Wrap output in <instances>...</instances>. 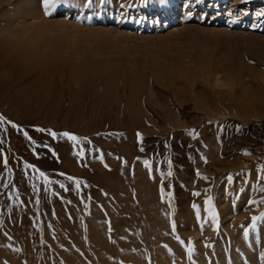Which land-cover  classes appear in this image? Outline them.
Wrapping results in <instances>:
<instances>
[{"label":"rangeland","instance_id":"374dc122","mask_svg":"<svg viewBox=\"0 0 264 264\" xmlns=\"http://www.w3.org/2000/svg\"><path fill=\"white\" fill-rule=\"evenodd\" d=\"M0 264H264V0H0Z\"/></svg>","mask_w":264,"mask_h":264},{"label":"snow or ice","instance_id":"6c2138e0","mask_svg":"<svg viewBox=\"0 0 264 264\" xmlns=\"http://www.w3.org/2000/svg\"><path fill=\"white\" fill-rule=\"evenodd\" d=\"M44 2H45V4H49L50 5V4L55 3V0H44ZM41 131H43V130H41ZM63 135L70 136V134H68V133H64ZM70 138L73 139V140L76 139L75 136H70ZM41 175H43V173H41Z\"/></svg>","mask_w":264,"mask_h":264},{"label":"bare ground","instance_id":"6f19581e","mask_svg":"<svg viewBox=\"0 0 264 264\" xmlns=\"http://www.w3.org/2000/svg\"><path fill=\"white\" fill-rule=\"evenodd\" d=\"M241 107V110H242V107H243V109L245 108L246 109V106L244 107V106H241L240 104H239V108ZM242 112V111H241ZM243 114H245L246 112H245V110H243V112H242Z\"/></svg>","mask_w":264,"mask_h":264}]
</instances>
